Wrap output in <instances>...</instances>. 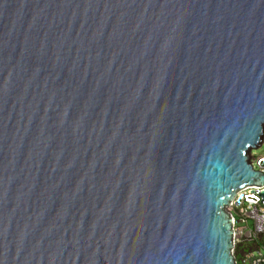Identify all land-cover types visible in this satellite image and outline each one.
Returning <instances> with one entry per match:
<instances>
[{
    "label": "water",
    "instance_id": "95a60500",
    "mask_svg": "<svg viewBox=\"0 0 264 264\" xmlns=\"http://www.w3.org/2000/svg\"><path fill=\"white\" fill-rule=\"evenodd\" d=\"M263 140L264 0H0V264H236Z\"/></svg>",
    "mask_w": 264,
    "mask_h": 264
},
{
    "label": "built area",
    "instance_id": "2783aa9c",
    "mask_svg": "<svg viewBox=\"0 0 264 264\" xmlns=\"http://www.w3.org/2000/svg\"><path fill=\"white\" fill-rule=\"evenodd\" d=\"M263 143L264 140L261 146ZM251 164L254 171L264 175V157L255 158L251 154ZM227 210L236 264H264V186L237 192Z\"/></svg>",
    "mask_w": 264,
    "mask_h": 264
},
{
    "label": "rangeland",
    "instance_id": "374dc122",
    "mask_svg": "<svg viewBox=\"0 0 264 264\" xmlns=\"http://www.w3.org/2000/svg\"><path fill=\"white\" fill-rule=\"evenodd\" d=\"M252 156L255 158L264 157V143L261 147L252 150Z\"/></svg>",
    "mask_w": 264,
    "mask_h": 264
}]
</instances>
